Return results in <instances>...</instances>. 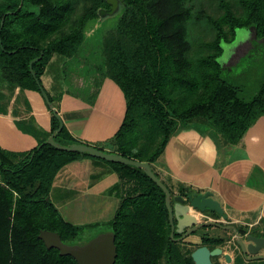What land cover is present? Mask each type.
Segmentation results:
<instances>
[{"label":"trees","instance_id":"16d2710c","mask_svg":"<svg viewBox=\"0 0 264 264\" xmlns=\"http://www.w3.org/2000/svg\"><path fill=\"white\" fill-rule=\"evenodd\" d=\"M189 1L123 0L116 31L100 43L106 71L123 90L127 104L122 125L110 143L116 153L149 162L152 168L180 124L206 122L230 145L264 114V80L256 94L246 99L240 86L224 78L219 60L223 43L234 41L237 29L253 28L258 38L264 37V0H239L244 8L240 16L224 2V17L212 18L216 51L197 59L188 57ZM110 6L107 0H97L90 12L73 20L75 0H0V83L41 92L31 61L43 53L33 69L44 86L42 76L55 55L79 58L94 47L87 30L99 21L98 10ZM224 24L229 25L230 35ZM47 94L56 108L57 101ZM61 122L52 110L51 133ZM55 139L63 145L81 143L64 123ZM14 156L0 147V264H78L72 255L48 248L41 231L58 232L65 243H75L102 226L115 233V264H195L193 251L171 237L164 190L143 169L106 161L122 181L132 184L112 220L78 225L64 219L50 192L66 164L97 157L60 150L47 141L21 154L19 161ZM225 240L207 233L202 236L204 244Z\"/></svg>","mask_w":264,"mask_h":264},{"label":"crops","instance_id":"0c3cea01","mask_svg":"<svg viewBox=\"0 0 264 264\" xmlns=\"http://www.w3.org/2000/svg\"><path fill=\"white\" fill-rule=\"evenodd\" d=\"M95 54L88 51L79 58L55 55L46 67L42 82L57 101L56 111L74 138L117 152L110 140L122 125L126 98L118 83L108 75L101 53ZM51 127L52 109L40 91L0 83V147L16 154L15 161L47 141ZM101 159L81 157L58 172L50 198L66 221L103 225L114 218L127 195L132 183L122 181L116 168ZM153 168L170 187L172 197L211 191L228 216L224 219L214 211L191 209L190 213L199 222L214 220L250 232L263 229L264 114L237 143L230 145L206 122L180 124ZM218 228L221 227H201L179 241V245L193 251L204 245L205 233L212 238L228 236L227 252L236 258L241 256L232 240L236 233L221 228L226 230L222 235Z\"/></svg>","mask_w":264,"mask_h":264},{"label":"water","instance_id":"95a60500","mask_svg":"<svg viewBox=\"0 0 264 264\" xmlns=\"http://www.w3.org/2000/svg\"><path fill=\"white\" fill-rule=\"evenodd\" d=\"M108 3L116 5L117 0H107ZM113 6V8H114ZM4 24V19L1 26ZM0 44L2 41L0 37ZM43 53L31 61L30 69L40 86L41 93L43 94L49 107L56 112V108L51 102L46 89L40 84L36 73L33 69V62L38 61ZM63 128V122L60 123L59 128L53 132L48 138L47 142L52 146L66 151H78L81 153H88L91 156L105 159L110 162H119L123 164L132 165L144 170V172L154 180L166 194V206L169 211V220L171 223V237L176 241H182L190 234L197 231L199 228L208 225H217L224 229L233 230L236 233V244L238 248V255L247 259L259 258V252L264 248V226L262 230H255L250 232L248 229L233 225L225 226L214 220H206L199 222L195 214L190 213V210H199L201 212L214 211L217 212L224 219H227V214L224 211L221 203L213 197L211 191L204 193L188 192L187 197L177 195L172 197V193L166 184L154 172L151 164L145 161H139L116 152H108L96 146L86 143H72L70 145H63L56 141L55 137ZM174 200V203H173ZM179 233L181 236L175 237L174 234ZM40 238L44 240L48 248H58L61 255H72L78 264H115L117 258V245L115 243V233L112 230H99L93 237L88 240L65 243L58 232L51 230H42ZM223 253L221 247L211 249L208 245H203L192 252V258L195 264H215L212 260L214 256H220ZM224 257L228 263H231L233 258L229 252L224 253Z\"/></svg>","mask_w":264,"mask_h":264},{"label":"rangeland","instance_id":"374dc122","mask_svg":"<svg viewBox=\"0 0 264 264\" xmlns=\"http://www.w3.org/2000/svg\"><path fill=\"white\" fill-rule=\"evenodd\" d=\"M117 2L115 6L109 3L110 8H100L98 10L99 21L87 30L88 36L92 35L89 38V43L94 46L89 50L90 53L94 52L95 55H100L102 38L105 34L108 35L116 31L118 17L124 4L123 0H117ZM224 2L230 5L236 16L243 14L244 8L239 0H190L187 3L192 12L191 18L187 21V39L191 43V49L188 52L189 58L197 59L216 51L212 42L216 38L217 28L212 18L220 20L224 17ZM96 3L97 0H75L73 20L90 12ZM68 27L69 24L66 29ZM224 28L230 35L229 25L224 24ZM222 46L224 53L219 60L224 70V78L240 86L241 95L246 99H251L258 91L259 84L264 80V37L258 38L253 28H239L235 40L223 43ZM99 230H109V228L102 226L90 230L78 242L90 239ZM217 231L222 235L226 232L221 228H218ZM227 237L225 236V239H228ZM259 256L261 257L255 259L238 256L233 264H264V248L259 252Z\"/></svg>","mask_w":264,"mask_h":264},{"label":"flooded vegetation","instance_id":"af4514ba","mask_svg":"<svg viewBox=\"0 0 264 264\" xmlns=\"http://www.w3.org/2000/svg\"><path fill=\"white\" fill-rule=\"evenodd\" d=\"M251 232H254V231H251ZM179 236H181V234H179L178 233V235L176 236V237H179ZM221 238H225V237H221ZM232 240H233V242L236 244V235H235V237H233L232 238ZM204 245H208L211 249H213V248H215V247H221L222 249H223V253H222V255H220V256H214L213 258H212V260H213V262L215 263V264H220L219 263V260H218V258H220L221 259V262L222 263H224V264H226V263H228L227 261H226V258L224 257V253H226L227 252V247H225V246H227L228 245V239H226L224 242H222V243H220V244H217V243H213V242H209V243H206V244H204ZM203 246V245H202ZM236 246H237V244H236ZM238 247V246H237ZM238 249V248H237ZM232 255V254H231ZM232 258H233V260H232V262L236 259V257L234 256V255H232ZM231 262V263H232Z\"/></svg>","mask_w":264,"mask_h":264},{"label":"built area","instance_id":"2783aa9c","mask_svg":"<svg viewBox=\"0 0 264 264\" xmlns=\"http://www.w3.org/2000/svg\"><path fill=\"white\" fill-rule=\"evenodd\" d=\"M0 178H1V173H0Z\"/></svg>","mask_w":264,"mask_h":264}]
</instances>
